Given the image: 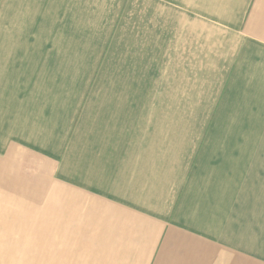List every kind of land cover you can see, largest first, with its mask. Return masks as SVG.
I'll return each instance as SVG.
<instances>
[{"label": "crops", "instance_id": "1", "mask_svg": "<svg viewBox=\"0 0 264 264\" xmlns=\"http://www.w3.org/2000/svg\"><path fill=\"white\" fill-rule=\"evenodd\" d=\"M87 1L0 0V221L47 187L70 264H264V0H179V50L223 51L200 59L223 106L191 125L145 65L82 115L55 35Z\"/></svg>", "mask_w": 264, "mask_h": 264}, {"label": "rangeland", "instance_id": "2", "mask_svg": "<svg viewBox=\"0 0 264 264\" xmlns=\"http://www.w3.org/2000/svg\"><path fill=\"white\" fill-rule=\"evenodd\" d=\"M56 22L55 40L66 45L64 73L67 77L71 68V90L80 97L82 115L94 113L96 95L133 88L143 75L139 65L146 66L150 104L167 106L169 120L177 112L179 125L207 121L209 109L223 106V97L210 92L222 94L223 82L211 80L218 67L200 63L204 53L208 58L223 51L179 50V38L185 40L181 25L179 37V0H89L79 13L67 12ZM63 166L79 169L78 145ZM59 202L51 201L44 187L25 193L23 209H9L8 221H0V264H70L64 259Z\"/></svg>", "mask_w": 264, "mask_h": 264}]
</instances>
